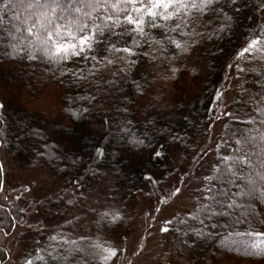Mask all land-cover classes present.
Returning a JSON list of instances; mask_svg holds the SVG:
<instances>
[{"label":"trees","instance_id":"trees-1","mask_svg":"<svg viewBox=\"0 0 264 264\" xmlns=\"http://www.w3.org/2000/svg\"><path fill=\"white\" fill-rule=\"evenodd\" d=\"M19 2L13 0V3ZM63 2L75 3L76 0ZM262 2L264 0H242L247 6L234 14L226 0H221L217 6L234 16L233 27L219 37L205 39L190 55L178 59L175 66L179 71L174 77L164 64H159L155 70L141 71L145 67L142 62L140 67L130 69L118 86L112 87L93 82L91 78L73 82L67 69H83L87 75L91 66L78 58L56 64L42 51H36L35 59H30L27 41L20 43L21 34L28 35L26 26L15 18L17 12L23 17L24 10L0 11V104L3 105L0 108V165L3 166L1 154L5 151L14 164L13 169L32 171L39 181L48 178L46 187L39 194H32L31 199L35 205L32 208L39 209L41 228L33 229L32 225L27 226L28 222L24 223L30 228L26 232L27 240L31 239L26 252L31 264H104L99 257L106 253L91 245L98 242L117 249V244L127 238L133 218L126 214V207L135 202L136 194L144 197L149 194L147 190L151 185L159 187V182L165 183L178 173L184 177H180L182 182L201 170L209 175L219 156L215 158L213 154L207 158L215 107L221 104L230 88H233L236 115L231 119L228 149L221 154L232 151L233 146L239 147L235 140L241 134H248L249 128L260 130L261 117L253 105L242 102L240 90L241 84L255 90L251 83L253 74L240 72L236 81L227 74L230 68L241 66V60L245 69L252 67L248 56L238 57L237 52L246 46L252 32L258 34L257 26L264 24V10L258 8ZM219 22L214 20L205 35ZM173 35L180 38L179 33ZM20 48L25 50L20 51ZM157 73L170 78L161 79ZM154 77L155 82L147 86L145 81ZM106 78H111L110 74ZM10 84H13L12 89ZM37 91L45 92V100L41 99L39 104L24 97ZM217 92L223 93L219 100ZM237 94L240 95L236 98ZM93 96L95 99H91ZM140 140L143 143L137 142ZM156 152L161 155L156 156ZM5 174L2 169L0 180L4 183L1 177ZM175 181L173 178L171 182ZM99 188L107 192L104 199L99 200L101 208L93 214L91 223L77 225L83 218L78 205L84 204L87 196L98 192ZM16 194L0 192V221L3 222L0 225V264L12 260L9 247L13 245L17 221L22 214ZM237 202L243 201L238 198ZM187 204L185 213L181 214L187 226L180 224L177 236L182 234L187 238L195 261L225 264L244 259L252 264H264V256L253 255L255 250L251 247L255 243L264 245V236L251 235L254 231L264 232V224L259 223L264 219V199L248 207L249 211L255 208V218L242 216L244 209H235L229 216L211 219L200 216L204 219L203 226L189 215L196 205L189 208ZM188 226L202 235L188 232ZM74 227L85 231L79 235L73 232ZM5 232L8 235H4ZM86 232H95V237H88ZM185 232L188 235H184ZM69 240L76 241V246L84 251H72L75 246L65 242ZM11 264L19 262L13 260Z\"/></svg>","mask_w":264,"mask_h":264},{"label":"snow or ice","instance_id":"snow-or-ice-1","mask_svg":"<svg viewBox=\"0 0 264 264\" xmlns=\"http://www.w3.org/2000/svg\"><path fill=\"white\" fill-rule=\"evenodd\" d=\"M220 3L221 0H76L68 4L63 0H28L27 3L24 0L19 3L0 0V11L24 10L23 17L17 12L15 18L22 20L26 26L28 35L21 34L20 43L27 41L30 59H35L33 53L36 51H42L56 64L78 58L91 66L87 69V75L83 69H67L73 82L81 83L91 78L93 82L99 81L112 87L118 86L126 78L127 72L140 67L142 62L145 67L141 71L155 70L159 64H164L174 77L179 71L175 66L178 59L190 55L205 39L219 37L233 27L234 16L224 12L223 7H218ZM226 3L234 14H239L242 7L247 6L242 4V0H226ZM258 8L264 10V2ZM214 20L220 22L206 36ZM257 30L258 34L256 31L251 33L246 46L237 52V56L243 58L248 54V61L252 65L248 69L239 68V71L246 75L253 74L251 83L255 90L245 88L243 84L240 90L242 102L253 105L254 111L259 113L260 130L249 128L248 134H241L235 140V145L239 147L233 146L232 151L220 154L211 173L202 177L206 183L197 189L199 197L196 208L189 213L202 226L204 219H200V216L206 219L229 216L235 209H244L242 216L255 218V208L249 211L248 207L264 199V24H259ZM175 33H179V39L173 35ZM157 36L160 38L157 39ZM24 50L20 48V51ZM107 74L111 78H106ZM157 76L161 79L170 78L160 73ZM154 82L155 77L151 81L146 80L145 84L151 86ZM222 95L217 92V100ZM0 108H3L2 104ZM225 115L231 116L232 113L225 109ZM250 123L256 121L250 120ZM137 142L143 143L142 140ZM220 148L221 145L217 144L216 149ZM155 155L160 156L161 153L156 152ZM2 169L0 165V171ZM3 189L4 182L0 180V192ZM180 191V188H176L172 196ZM238 198L243 202L238 203ZM20 212H25V209H20ZM172 222L165 221L168 225ZM2 223L0 221V225ZM179 223L187 226L186 219H181ZM259 223L264 224V219H260ZM168 230L167 227L161 229L164 232ZM188 232L202 235L191 226H188ZM188 232L184 235H188ZM251 235L261 237L264 232L254 231ZM65 242L75 246L72 251H84L76 246L74 240ZM91 246L106 253L99 257L104 264H108L118 254L114 247H104L98 242ZM251 247L255 250L253 255L264 256V245L255 243ZM25 264L31 262L26 260Z\"/></svg>","mask_w":264,"mask_h":264},{"label":"rangeland","instance_id":"rangeland-1","mask_svg":"<svg viewBox=\"0 0 264 264\" xmlns=\"http://www.w3.org/2000/svg\"><path fill=\"white\" fill-rule=\"evenodd\" d=\"M246 55L248 56V54ZM244 60L246 62L247 59L244 58ZM240 65L229 69L227 76L232 77V81L239 79V68H245L242 60L240 61ZM12 87L13 84H10L9 88L12 89ZM238 95L240 94L235 95V97H239ZM233 96V88H230L221 104H216L212 127V141L211 144L206 142L207 146H210V150H206L208 151L207 158H211L213 154L216 158L228 149L229 135L232 133L230 129L232 127H230L231 119L233 120L236 115L233 113V108L236 106ZM24 97L27 99L31 98L33 104H39L41 99L45 100V92L41 93L37 91L36 94L31 92ZM225 109H227V112L232 113V115H225ZM217 144L221 145L220 149H216ZM1 159L4 173L6 172L5 176L1 177V179H5L4 193L6 195H8V192L17 193L16 198L19 197L21 209H25V212L20 216L22 219H19V223L15 228L17 231H15L16 235L14 234L13 237V245L9 247V257L11 255L12 260L8 263L6 262V264H11L13 260L18 261L19 264H25V261H28L27 244L31 239L27 240L26 232L30 228L25 227L24 223L28 222L27 226L32 225L33 229L41 228L39 225L42 220L40 219L39 209L32 208L35 205H32L31 199L33 197L32 194H39L43 190V187H46L48 178L46 179L45 177L39 181L37 179L38 176H36L37 174L32 173V171L22 172L21 169H13L12 166L14 164L10 162V158L5 151L2 152ZM205 160L202 162L205 163ZM204 163L203 166L207 165V162ZM178 174L180 175V173ZM178 174L169 177L165 183L159 182L161 187L156 186L158 184L151 185V188L148 187L147 191L150 196L144 194L147 197H142L141 194H136L135 202L126 207L128 213L124 212L127 215H131V219L133 218L131 232L124 241L117 244L116 250L118 254L116 257L110 259L108 264H204L203 262L195 261L196 257L194 258L192 246L189 245L187 238H184L181 233L180 237L177 236V229L180 226L181 214L185 213L186 210L184 205L188 203L189 208H193L196 205L199 195L197 189L205 184L202 177L206 176V173L201 170L198 175L190 176V179L185 182L180 180L181 176ZM173 178L176 179L175 182H171ZM176 185L181 191L172 196ZM103 189L99 188L98 192L95 191L93 194L88 195L87 201L84 204H77L78 211L83 214L82 220L77 225L89 223L96 210L101 208L99 200L104 199V194H107ZM112 200L116 203L115 198H112ZM168 220L173 221L171 225L165 223ZM164 227H167L169 230L167 232L161 231ZM84 231V229L77 230V227H74L73 232L82 235ZM94 233L86 232L88 237L94 236ZM20 234L24 236L20 238ZM30 237H32V234H30ZM247 261L235 259L234 262L230 260L225 264H252Z\"/></svg>","mask_w":264,"mask_h":264}]
</instances>
